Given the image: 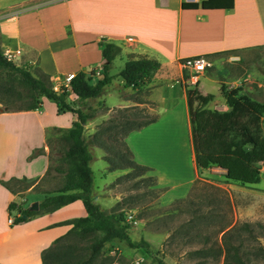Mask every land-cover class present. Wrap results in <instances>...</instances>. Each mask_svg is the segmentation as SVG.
I'll return each mask as SVG.
<instances>
[{
	"label": "crops",
	"instance_id": "obj_1",
	"mask_svg": "<svg viewBox=\"0 0 264 264\" xmlns=\"http://www.w3.org/2000/svg\"><path fill=\"white\" fill-rule=\"evenodd\" d=\"M182 3L187 2L0 0L1 51L19 50L20 67L50 84L61 85L60 80L78 72H100L101 40L121 48L110 75L115 76L123 69L129 54L147 56L160 63L150 84L141 90L125 88L123 80L116 76L105 94L93 100L92 106L98 108L100 102L104 112L89 120L85 130L86 136L93 133L114 110L146 106L155 122L131 132L125 143L134 161L150 169L167 203L186 198L206 171L196 166L184 87L196 89L202 96H216L219 91V84L211 74H203L196 87L189 86L188 73L181 69L180 62L188 57L211 59L221 53L264 46V0H233V8L229 10L183 9ZM98 79L93 76L92 83ZM202 80L216 83L215 92L201 91ZM145 90V99L153 104L152 108L133 100V96ZM73 121L70 112L58 113L56 105L46 99L35 111L0 110V264H41L42 252L64 236L73 221L86 217L81 201L77 200L52 211H41L24 222L8 223L11 215L16 218L20 215L19 205H28L25 198L14 194L5 184L12 180H34L28 190L31 191L40 183L50 165L48 131L68 129ZM36 150L43 153L33 156ZM88 150L92 156L90 164L101 159L100 149L93 152L88 146ZM100 169L105 172L106 166ZM209 169L213 176L224 178L225 171ZM210 183L230 186L215 177ZM95 200L108 211L115 202L112 197L99 195ZM11 204L16 207L11 209Z\"/></svg>",
	"mask_w": 264,
	"mask_h": 264
},
{
	"label": "trees",
	"instance_id": "obj_2",
	"mask_svg": "<svg viewBox=\"0 0 264 264\" xmlns=\"http://www.w3.org/2000/svg\"><path fill=\"white\" fill-rule=\"evenodd\" d=\"M198 7L204 10H229L233 8V0H205L200 4L182 3L183 9H197ZM98 46L101 48L103 59L99 79L96 83H91L95 76L94 71L78 72L70 81L69 92L66 88L55 91L47 80L37 77L27 68L7 61L0 49V70L8 73L9 77L22 87V91L15 93V96L28 102L24 107L12 109L6 105V112L35 111L41 107L42 100L46 99L56 105L58 113L70 112L74 116L70 128H54L46 135L50 165L42 180L53 170L63 177V184L51 192L42 194V198L38 201L37 211H30L31 205L27 207L19 205L20 215L16 218L15 224L24 222L41 211H52L79 200L86 212V217L73 221L71 229L42 252L41 264H93L106 244L113 246V243L117 242H124L131 248L141 249L152 259L153 264H166L156 259L155 253L151 251L147 242L144 240L134 242L130 239V225L123 212L108 211L94 201L93 174L90 168L92 156L88 150L90 143L84 137L86 123L94 118L99 110V108H94L91 102L105 94L106 87L116 76L123 80L125 88L141 90L150 84L161 65L157 60L147 56L129 54L123 69L115 76L110 75L113 61L120 55L121 48L106 40H101ZM260 48L264 51V46ZM219 91L228 108L226 111L207 108L214 98L213 95L202 96L196 89H186L196 166L200 170H207L211 167L219 168L225 171L224 178L229 182L242 186L257 185L261 174L259 166L264 162L262 127L264 104L240 95V89L228 91L223 84H220ZM70 94L75 96L77 107L69 103ZM153 122H155V117L143 125L126 126L127 130L123 133L124 142L121 144L125 152L123 156L100 141L103 132L92 137L91 140L95 146L104 149L109 156H112L107 160V172L119 168L150 171L149 168L138 165L134 161L125 143V138L131 132ZM101 126L99 125L97 129L100 130ZM51 135L55 137V142L60 148L58 165L53 168L50 159ZM42 153V150H36L33 156ZM35 182L22 179L12 180L5 185L14 194L21 195L27 186L20 190V185L27 183L32 187ZM227 204L229 206L228 202ZM15 207L16 204L10 205L11 209ZM228 209L231 211L230 206ZM231 224L229 221L218 231V233H223V247L219 251L221 250L224 254V264H247L244 259L245 255H241L242 234L256 239L257 235L254 232L263 226L259 223L248 222L232 227ZM70 236H74L80 242H91L87 247L77 244L64 245L63 242ZM239 240L240 243H236ZM259 251L264 254L263 248H259Z\"/></svg>",
	"mask_w": 264,
	"mask_h": 264
},
{
	"label": "rangeland",
	"instance_id": "obj_3",
	"mask_svg": "<svg viewBox=\"0 0 264 264\" xmlns=\"http://www.w3.org/2000/svg\"><path fill=\"white\" fill-rule=\"evenodd\" d=\"M2 15L0 11V17ZM208 60L211 67L207 68L204 74H211L219 87L223 84L228 91L240 89V95L264 104V51L262 48L221 53ZM13 63L21 66V63ZM216 86V83L202 80L200 89L203 92H215ZM184 88L187 89L186 86ZM21 91L22 87L10 78L8 73L0 70V110L7 111L6 105L10 109L27 105V101L15 96V93ZM146 93L147 90L142 91L141 94L133 96V100L145 102L152 108L153 104L145 99ZM68 101L73 107H77L75 98L68 97ZM91 104L94 106V102ZM97 106L98 112L103 113L104 107L100 108V102ZM225 106L224 99L218 91L207 108L218 111L228 110ZM154 117L146 106H133L111 112L109 118L102 122L100 130L96 127V130L93 133L89 132L87 136L86 130L84 131V137L90 143L91 150L94 152L95 149H100L102 152L101 156L99 155L102 160H93L90 164L93 174L94 201L102 206L95 200V196L114 198L115 202L111 205L110 211L123 212L125 219L132 216L136 222V224L128 223L130 239L134 242L139 240L147 242L151 251L155 253L156 259L166 264H224V254L221 250L219 251L223 247V233H218L219 229L229 221L232 223L231 227L244 222L259 223L263 227L254 232L257 238L253 239L242 234L240 249L241 255H245L247 264H264V254L259 251V248L264 249V162L259 166L261 174L257 185L242 186L229 182L225 178L213 176L210 169H207L200 175L202 180L199 179L193 184L186 198L172 203L165 201L164 193L156 187V179L150 171L119 168L107 172V160L112 156H109L104 149L95 146L91 140L92 137L103 132L100 141L123 156L125 152L121 144L124 142L123 133L127 130L126 126L143 125ZM262 123L264 131V117ZM52 136L50 137L52 149L50 159L53 168L58 165L60 148L55 142V137ZM104 166H106L105 172L100 169ZM214 177L221 184L226 183L230 186L226 188L214 186L210 183V179ZM62 184L63 177L52 170L50 175L31 191H28L31 189L30 184L20 185V190L27 187L19 196L25 198V203L29 206L35 200L41 199L43 193L51 192ZM102 185L103 188H101ZM227 202L231 211L228 209ZM90 242H80L74 236H70L63 244L87 247ZM236 243H240V240ZM93 264L153 263L141 249L131 248L124 242H117L113 243V246L106 244Z\"/></svg>",
	"mask_w": 264,
	"mask_h": 264
},
{
	"label": "built area",
	"instance_id": "obj_4",
	"mask_svg": "<svg viewBox=\"0 0 264 264\" xmlns=\"http://www.w3.org/2000/svg\"><path fill=\"white\" fill-rule=\"evenodd\" d=\"M183 2H187V3H193V2H202L205 0H182ZM3 56L5 57V59L7 61H11V62H18L19 61V56L21 55V52L19 50L16 51H11V50H5L2 51ZM180 67L183 71H186L188 73V85L189 86H193L196 87L200 77L204 74V72L206 71L207 68L211 67V63L208 59H206L203 56H195V57H188L183 59L180 62ZM101 71L100 72H96L95 76H100ZM74 75H68L66 76L63 81L60 80V82H62L61 85H54L53 89L55 91L60 90L61 88H66L68 90V92L70 91V81L73 78ZM127 223H134L136 224V222L133 220L132 216H128L126 219ZM16 222V217H9L8 218V223L10 225H14Z\"/></svg>",
	"mask_w": 264,
	"mask_h": 264
},
{
	"label": "water",
	"instance_id": "obj_5",
	"mask_svg": "<svg viewBox=\"0 0 264 264\" xmlns=\"http://www.w3.org/2000/svg\"><path fill=\"white\" fill-rule=\"evenodd\" d=\"M29 210L30 211H37L38 210V202L32 203Z\"/></svg>",
	"mask_w": 264,
	"mask_h": 264
}]
</instances>
